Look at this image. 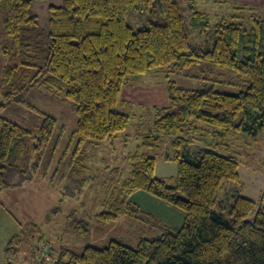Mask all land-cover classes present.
<instances>
[{
  "label": "trees",
  "instance_id": "1",
  "mask_svg": "<svg viewBox=\"0 0 264 264\" xmlns=\"http://www.w3.org/2000/svg\"><path fill=\"white\" fill-rule=\"evenodd\" d=\"M155 1L164 22L142 18L130 23L133 10L149 12ZM40 3L47 9L44 24L34 11ZM189 5L186 17L176 0H0V21L13 42L3 53L16 61L7 65L5 82L25 76L24 66L39 65L33 82L55 95L64 93L75 105L76 150L85 141L112 140L126 129L129 115L118 110L124 104L122 91L152 69L170 72L207 62L235 71L246 84L245 90L231 94L178 86L167 75L169 105L154 109L143 146H166V160L177 166L175 176L168 177L176 179L175 185L154 176L156 156L138 150L129 156L134 161L131 177L95 214L96 227L104 231L123 215L144 213L128 199L142 189L184 212L179 227L159 226V232L141 237L136 247L120 239L97 247L75 243L91 228L86 220H74L73 242L50 247L43 264H55V255L61 259L58 264H264V207L261 200L241 194L242 163L231 149L233 140L243 143L247 138L248 143L264 134V18L253 17L249 27L245 20L218 19L211 25L213 47L205 49L190 42L187 25L205 31L209 18ZM56 126V118L46 114L40 135L34 136L0 116V195L31 180L28 165L51 141ZM227 180L235 181L230 204L219 199ZM23 242L20 232L7 242L8 264L19 263ZM26 260L33 264L32 255Z\"/></svg>",
  "mask_w": 264,
  "mask_h": 264
},
{
  "label": "rangeland",
  "instance_id": "2",
  "mask_svg": "<svg viewBox=\"0 0 264 264\" xmlns=\"http://www.w3.org/2000/svg\"><path fill=\"white\" fill-rule=\"evenodd\" d=\"M176 1L186 17L191 15L189 2L195 10L208 16L210 25L205 27V31L187 25L190 42L205 49L213 47L211 25L218 19L225 17L236 22L245 20V25L249 27L253 17L264 18V0ZM155 3L149 12L133 10L130 23L142 18L164 22L161 9L157 1ZM46 10L45 3L35 6L34 11L42 24L47 17ZM4 46L11 48L13 42L6 35L0 21V116L20 124L34 136L40 135V127L46 114L57 120L53 138L36 153L37 158L31 159V164L28 165L31 173L26 175H30L31 180L28 181L30 184L16 192L17 195L21 194L19 197L15 194L13 185L0 195V204L10 209L16 228L15 233L9 235V239L19 232L24 236L23 246L17 256L19 263L27 264L24 263L25 259L29 255L33 256L34 245L40 243L38 237L41 235L43 242H48L54 249L61 241L72 243L75 233L72 225L74 220H86L91 228L89 234L81 235L79 239L74 240L75 243L88 242L97 247L107 246L111 239H120L125 244L136 247L141 237L156 233V230L159 232L161 230L159 226L167 224L170 227H179L184 219V212L142 189L134 191L128 199L131 203L139 205L144 213L141 211L135 216L123 215L104 231L96 227L98 221L95 214L105 210L104 200L109 199L131 177L134 161L129 155L135 154L139 148L141 154L150 156H158L162 152L144 147L143 142L145 135L151 131L155 107L169 105L167 75L178 86L190 89L213 87L217 91L231 94L245 90L244 78L231 69L215 67L207 62L183 70L170 69V72L167 69H152L138 80L141 79V82L155 87L161 84L164 88L163 95L152 86L147 97L138 101L129 100L127 104L121 103L118 110L129 115L126 129L117 133L112 140L85 141L79 150H76L78 138L74 132L78 116L73 101L66 98L64 93L55 95L46 86L33 82L39 65L24 66L26 75L15 76L7 84L6 67L16 61L6 59L3 53ZM133 79L135 78L130 77V80ZM139 85L135 87V91L146 86ZM9 93L12 95L9 96ZM156 95L158 99L154 100ZM231 149L242 165L256 166L264 170V134L258 136V140H252L250 137L248 143L247 138L243 143L233 140ZM74 155L77 156L75 160ZM83 155L86 158L82 162ZM82 166H86V170H83ZM165 179L168 185H175V178ZM233 187L235 181L227 180L220 189L219 199L225 204L231 203L228 197L231 196L230 188ZM261 205L264 207V189ZM147 213L155 215V219ZM33 223L39 225L40 229H35ZM150 229L152 231L149 233ZM53 259L55 263L58 258L55 255Z\"/></svg>",
  "mask_w": 264,
  "mask_h": 264
},
{
  "label": "crops",
  "instance_id": "3",
  "mask_svg": "<svg viewBox=\"0 0 264 264\" xmlns=\"http://www.w3.org/2000/svg\"><path fill=\"white\" fill-rule=\"evenodd\" d=\"M139 84H143L146 86H144L140 90L138 89L135 91V87L140 86ZM152 86L157 90H160V93L163 95L164 88L161 86V84L159 87H155L152 84L147 85L144 82H141V79L134 81L130 86H125L122 91V100L124 104L129 103V100L130 102L138 101V99L141 100L143 99V97H147L149 94V89L152 88ZM157 99H158V95L155 96L154 100ZM138 150H140V148ZM158 150H161L162 152L158 156H156L154 176L161 178L162 177L168 178L174 176L175 173L177 172V166L175 165L174 162L166 160L164 156L166 153V146H163L161 149ZM239 172L242 182L241 194L255 201L261 200L264 189V170H260L259 168L253 166H247V165L245 166L241 164L239 167ZM28 184L30 183L25 182L22 185L15 186V190H16L15 194L16 192H20L23 187L28 186ZM20 195L21 194H18L17 196L19 197ZM9 212L11 213L9 208H7L3 204H0V264H8L5 257L4 249L7 244L6 242L9 239V235L10 234L12 235V233H15L14 231H16V228H14L15 225L12 217L13 214L12 213L10 214ZM26 259H28V257ZM26 259L25 262H27Z\"/></svg>",
  "mask_w": 264,
  "mask_h": 264
},
{
  "label": "built area",
  "instance_id": "4",
  "mask_svg": "<svg viewBox=\"0 0 264 264\" xmlns=\"http://www.w3.org/2000/svg\"><path fill=\"white\" fill-rule=\"evenodd\" d=\"M44 241V240H43ZM41 241L34 248V254L32 256L33 264H43L44 259L50 258V244Z\"/></svg>",
  "mask_w": 264,
  "mask_h": 264
},
{
  "label": "water",
  "instance_id": "5",
  "mask_svg": "<svg viewBox=\"0 0 264 264\" xmlns=\"http://www.w3.org/2000/svg\"><path fill=\"white\" fill-rule=\"evenodd\" d=\"M60 258H58L57 260H56V262H55V264H58L59 262H60Z\"/></svg>",
  "mask_w": 264,
  "mask_h": 264
}]
</instances>
